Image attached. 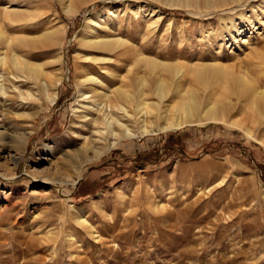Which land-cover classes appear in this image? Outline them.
<instances>
[{
  "label": "rangeland",
  "instance_id": "374dc122",
  "mask_svg": "<svg viewBox=\"0 0 264 264\" xmlns=\"http://www.w3.org/2000/svg\"><path fill=\"white\" fill-rule=\"evenodd\" d=\"M246 1L205 12L164 0H99L68 18L61 0H0L9 37L52 26L65 32L59 44L21 46L31 62L62 57L45 66L64 76L54 103L0 66L7 85L0 94V264H264V114L250 104L242 114L235 108L232 116L243 117L249 133L208 123L143 135L140 120L127 121L136 135L114 146L115 137L99 136L105 130L83 117L82 96L91 91L80 83L90 75L112 79L111 87L121 76L166 77L139 60L147 56L189 69L186 86L198 84L195 65L218 61L262 88L264 0ZM7 7L31 16L11 21ZM88 13L100 24L90 25L93 36L126 41L120 56L81 44ZM16 85L32 98L23 99ZM200 86L218 95L216 86ZM164 100L147 123L173 117L176 99Z\"/></svg>",
  "mask_w": 264,
  "mask_h": 264
},
{
  "label": "bare ground",
  "instance_id": "6f19581e",
  "mask_svg": "<svg viewBox=\"0 0 264 264\" xmlns=\"http://www.w3.org/2000/svg\"><path fill=\"white\" fill-rule=\"evenodd\" d=\"M97 1L99 0H61V4L65 15L69 18L77 14L83 5L93 4ZM241 1L243 0H164V3L177 8H196L198 10H204L205 12L211 10L220 12L229 10L231 7L240 4ZM248 1L250 0L246 2ZM90 15L88 13L86 17L88 21H86L87 23L84 27V35L80 37L81 44L101 52L116 53L117 56H120L122 53H118L117 51L125 45L126 41L120 37L93 36L97 30L90 25L96 24L98 26L100 24L94 18L89 17ZM5 16L13 21L15 19H25L31 15L26 13L25 10L9 9L7 7ZM241 17L244 18L245 14L242 13ZM64 34L65 32H62L61 29L52 26L35 37L22 35L13 38L7 36L0 25V40L4 42L3 44L6 48L5 51L1 52L2 48L0 46V66L12 72L11 74L14 76L10 77L14 79V82L23 81L30 84L45 99L54 103L58 98L59 88L63 83L64 76H55L47 73L45 66L56 65L55 61L61 62L62 57L55 61H47L44 63L31 62L27 57L28 53H25L26 49L23 50L22 47H27L31 50L40 45L49 46L59 44ZM101 60L103 61L104 59ZM139 60H145L151 66L152 70L162 67L166 70L167 76L157 75L152 81L146 76H121L119 77L121 83L114 87H111L113 86L112 79H109L110 81L106 83L95 75L85 76L84 79L80 80V83H88L91 91V94L88 93L82 96L85 101L87 100V104L82 106L87 113L83 117L86 118L87 124L90 127L105 130L104 133L101 132L102 130L96 131L99 136L103 137L107 134L110 137H115L114 146L123 136L133 137L136 135V132L125 124L127 121L140 120L143 127V135L154 130V128L160 132H169L177 131L188 125H206L208 123H221L235 128L241 127L245 128L249 133L251 129L246 126L243 117H237L235 119L232 116L235 108L238 106L240 114H242L248 111L247 104H250L255 113L259 115L264 114V87L259 88L260 86H257L254 79L248 77L246 74L235 76L234 72L222 62L211 61L205 64H197L195 65L196 73L192 76L198 83L196 85H201L204 89L202 90L205 92L213 86H216L218 95L215 96L210 93L211 91H207L209 94L198 91L194 87L196 86L195 84L186 86L184 81L189 77V73H187L189 69L186 70L178 63L159 61L156 58L147 56L140 57ZM47 68L51 73L53 72L51 70L52 67H50L51 69L49 67ZM17 72L20 74L16 75L15 73ZM109 73L112 74L111 72ZM110 77L113 78L115 76ZM5 80L6 78L0 74V94H5L7 91L5 87L7 85L4 84ZM15 88L22 98L23 95H26L28 99L32 98L33 95L31 93H23L18 85ZM145 88L148 90H145ZM229 94L234 95V99L236 100H231L228 97ZM150 95L157 96L159 101H150L148 99ZM172 97L174 100L176 99L175 105L173 106V117H165L164 122L162 124L160 123V125L147 123L145 118L154 114L155 111L162 113L160 112V107L165 101L164 99ZM149 107L153 108L151 112L147 109ZM94 111L99 112V116L97 118H89L88 116ZM158 116L160 115L158 114ZM115 126L123 128L124 133L122 135L117 132L113 133ZM21 136L22 142H27V135ZM101 154L102 152L94 157H99Z\"/></svg>",
  "mask_w": 264,
  "mask_h": 264
},
{
  "label": "trees",
  "instance_id": "16d2710c",
  "mask_svg": "<svg viewBox=\"0 0 264 264\" xmlns=\"http://www.w3.org/2000/svg\"><path fill=\"white\" fill-rule=\"evenodd\" d=\"M81 20V17L80 16H78L77 18H76V20H75V22H78V21H80ZM175 133H177V135L180 133V132H175ZM171 134H173V133H171ZM170 148V147H169ZM171 149V148H170ZM262 179L264 180V172L262 173Z\"/></svg>",
  "mask_w": 264,
  "mask_h": 264
},
{
  "label": "water",
  "instance_id": "95a60500",
  "mask_svg": "<svg viewBox=\"0 0 264 264\" xmlns=\"http://www.w3.org/2000/svg\"><path fill=\"white\" fill-rule=\"evenodd\" d=\"M78 182V181H77Z\"/></svg>",
  "mask_w": 264,
  "mask_h": 264
}]
</instances>
